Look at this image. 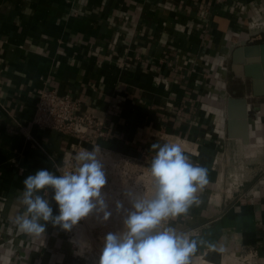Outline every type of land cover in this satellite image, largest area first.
I'll list each match as a JSON object with an SVG mask.
<instances>
[{
    "label": "crops",
    "instance_id": "0c3cea01",
    "mask_svg": "<svg viewBox=\"0 0 264 264\" xmlns=\"http://www.w3.org/2000/svg\"><path fill=\"white\" fill-rule=\"evenodd\" d=\"M257 22L264 0H0V264H83L82 221L72 232L49 223L40 237L18 230L27 175H59L77 147L97 144L151 165V145L170 142L208 172L200 203L167 226L195 242L190 257L216 264L254 247L264 260ZM43 89L79 99L107 136L93 144L36 125Z\"/></svg>",
    "mask_w": 264,
    "mask_h": 264
},
{
    "label": "clouds",
    "instance_id": "9594fccd",
    "mask_svg": "<svg viewBox=\"0 0 264 264\" xmlns=\"http://www.w3.org/2000/svg\"><path fill=\"white\" fill-rule=\"evenodd\" d=\"M151 148L156 150L148 169L153 194L145 198L126 192L128 209L116 202V212L125 213L123 230L104 236L98 264H190L195 242L162 225L200 203L196 194L209 183L207 169L193 164L178 143H155ZM101 155V148L94 145L75 155L72 171L56 175L44 168L27 175L19 194L24 211L15 218L18 230L40 237L49 223L72 232L92 215L108 221L112 212L103 193L108 178ZM52 202L58 214H54Z\"/></svg>",
    "mask_w": 264,
    "mask_h": 264
},
{
    "label": "built area",
    "instance_id": "2783aa9c",
    "mask_svg": "<svg viewBox=\"0 0 264 264\" xmlns=\"http://www.w3.org/2000/svg\"><path fill=\"white\" fill-rule=\"evenodd\" d=\"M226 1L227 0H214L216 5H221ZM253 25L258 28L262 26L264 27V23L259 22L254 23ZM256 112L259 116V121L264 119V106L258 108ZM33 121L36 125L42 128L53 130L63 135L76 137L81 140L90 141L93 142V144L98 139L107 136L105 121L96 112L83 109L81 101L72 95L60 94L50 89L39 91ZM26 134L30 137L28 132ZM80 150L82 149L77 147L64 165L58 167L60 169V171H58L59 175L62 174L63 171L74 170L70 169V166L73 160H75V155ZM101 150V162L106 166H109L111 169L106 173L110 188L109 192L106 193L113 194L116 197L125 194L127 190L126 188L131 185V182L129 181V178L124 175L115 174V170L121 171V167L123 166L124 168H127V166L129 168V165L135 162H139L135 163L136 165L144 163L126 156L118 155L112 150L104 148H101ZM144 166L146 167V164H144ZM134 183L137 184V182ZM135 184L131 186H135ZM234 186L235 185L232 184V187ZM142 187H145V184H143ZM120 191H122L123 194H120ZM168 221L165 223H168ZM223 261L226 263L228 262L229 264H264V260L260 256L258 250L254 247H244L239 252L230 253L224 257Z\"/></svg>",
    "mask_w": 264,
    "mask_h": 264
},
{
    "label": "rangeland",
    "instance_id": "374dc122",
    "mask_svg": "<svg viewBox=\"0 0 264 264\" xmlns=\"http://www.w3.org/2000/svg\"><path fill=\"white\" fill-rule=\"evenodd\" d=\"M76 163L77 162L73 160V162L71 163L70 169H74ZM135 163H139V162H135ZM135 163L133 164L131 163V165H129V168L128 166L127 168H124L123 166L121 167L122 169L121 171L115 170L114 173L119 174V175H124L125 177L129 178L131 185H134L135 184L134 182H137L139 178H142V177H143L142 179L151 178L149 176L150 174L148 171L150 166L146 165L145 167L144 164L142 163H140L141 165H136ZM103 165L105 167L106 173L109 170H111L109 166H106L104 163ZM143 174H145L146 176ZM151 179H150V182L152 181ZM150 184L151 186L147 185L145 187H142V189L146 191L149 188H153L152 182ZM109 190L110 188H109V183H108L103 189V191L106 193V192H109ZM115 201H117V199ZM113 204L115 203H112V205ZM124 215L125 213L123 211H121L120 213H117L116 211H114L112 213L110 220H108L109 222L103 226H93L91 220L97 219L95 215H92L82 220L81 226L77 230L76 235H74V242L77 245V251H80V257L82 259L83 264H98L100 252L103 247L104 236H106L109 232L115 233V232H120L123 230L122 221L124 219ZM169 221L168 223H165L164 225H162V227L169 226L171 223ZM80 239H82L83 243L80 242ZM190 264H213V263H210L206 258H203V257H190ZM216 264H229V263L228 262L226 263L225 261H221V263H216Z\"/></svg>",
    "mask_w": 264,
    "mask_h": 264
},
{
    "label": "bare ground",
    "instance_id": "6f19581e",
    "mask_svg": "<svg viewBox=\"0 0 264 264\" xmlns=\"http://www.w3.org/2000/svg\"><path fill=\"white\" fill-rule=\"evenodd\" d=\"M146 176V175H145ZM143 178V177H142ZM142 178H139V180L137 181V184H135V186H128L126 189V192H133L135 193L137 196H143L145 198H149L151 197V195L153 194V188H149L147 189L146 191H144L142 189V186L143 184H145V186L147 185H150L151 186V182H150V179H142ZM152 180V179H151ZM104 195H105V200L107 201L108 205H109V210L113 213L115 210V204L117 201H120L123 205H124V208L125 209H128L131 207L130 203H129V200L128 198L125 196V194L122 193V191H120V194H123V195H120L118 197H121V198H117L116 196H114L113 194H108V193H105L103 192ZM125 193V192H124ZM144 193V194H143ZM148 193V194H146ZM117 199V201H115ZM112 203H115L112 205ZM110 220V219H109ZM92 224L93 226H103V225H106L109 221H106V222H101L99 219H92ZM123 222V221H122ZM123 224V223H122ZM93 228V227H92ZM94 229V228H93ZM118 229V228H117ZM120 230V229H119Z\"/></svg>",
    "mask_w": 264,
    "mask_h": 264
},
{
    "label": "water",
    "instance_id": "95a60500",
    "mask_svg": "<svg viewBox=\"0 0 264 264\" xmlns=\"http://www.w3.org/2000/svg\"><path fill=\"white\" fill-rule=\"evenodd\" d=\"M254 84H255L254 94L256 96H264V90L261 89L260 81H258V79H257V80L254 81Z\"/></svg>",
    "mask_w": 264,
    "mask_h": 264
}]
</instances>
